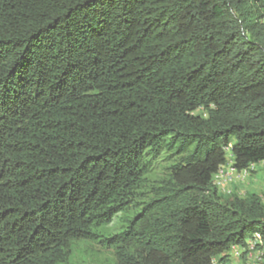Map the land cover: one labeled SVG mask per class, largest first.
Instances as JSON below:
<instances>
[{"label": "trees", "instance_id": "obj_1", "mask_svg": "<svg viewBox=\"0 0 264 264\" xmlns=\"http://www.w3.org/2000/svg\"><path fill=\"white\" fill-rule=\"evenodd\" d=\"M261 9L0 0V264H65L172 150L169 177L104 239L115 264H227L255 234L264 264L263 200L222 199L213 185L229 145L236 171L264 167Z\"/></svg>", "mask_w": 264, "mask_h": 264}, {"label": "rangeland", "instance_id": "obj_2", "mask_svg": "<svg viewBox=\"0 0 264 264\" xmlns=\"http://www.w3.org/2000/svg\"><path fill=\"white\" fill-rule=\"evenodd\" d=\"M249 8L250 6H244V10L248 12L252 11L254 14V11ZM256 17H259V22L264 24V9H261L259 14H256ZM194 114L205 117V113L201 110L196 111ZM233 142L234 140L232 143ZM226 158L228 160L230 159V153H226ZM178 159L179 157L175 154L174 150L161 152L158 156L150 159L151 169L147 175L145 190L142 191L141 194L135 196L130 205V209L126 213H119L114 216L109 224L97 228L95 230V234L99 237L95 241L91 242L83 240L73 242L68 255V260L65 264H115V256L112 245H108L104 242V239H108L111 236L121 233L126 228L127 221L132 219L136 213H140L142 211L145 204H147V202L151 199V188H154L160 182L169 177V169L178 161ZM223 188L226 191H219V195L222 199L232 196L244 198L250 194H256L264 202L263 164L251 166L250 171L241 175V178L240 174H238L232 183L225 184ZM240 257L241 258H238L239 260L232 258V260L228 261V263H248L249 258H245L246 255L244 257L240 255ZM260 257H263V255ZM255 260L257 261V258H255Z\"/></svg>", "mask_w": 264, "mask_h": 264}, {"label": "bare ground", "instance_id": "obj_3", "mask_svg": "<svg viewBox=\"0 0 264 264\" xmlns=\"http://www.w3.org/2000/svg\"><path fill=\"white\" fill-rule=\"evenodd\" d=\"M226 153H231L230 145L227 148H225V154ZM251 166H254V164ZM251 166L247 170H243L241 172L236 171V169L234 168V172H233V163L231 161V154H230V159L228 160V163L220 167L217 173L213 177V185L217 188L218 193L224 191L225 190L223 188L224 185L232 183L238 174H240V178H241V175L246 174L248 171H250ZM228 173H230V176H228ZM262 247H263L262 237L259 234H255L252 238L247 239L244 247L241 248H239V246L232 247L228 252V258L230 257V253L233 251V254L236 255L238 258H241L240 255L242 256V254H246L245 258H249L250 260L249 261L247 259L248 260L247 264H262L263 260L262 257H260L263 254ZM255 258H257V261L255 260ZM214 264H218L217 260L214 261Z\"/></svg>", "mask_w": 264, "mask_h": 264}, {"label": "crops", "instance_id": "obj_4", "mask_svg": "<svg viewBox=\"0 0 264 264\" xmlns=\"http://www.w3.org/2000/svg\"><path fill=\"white\" fill-rule=\"evenodd\" d=\"M233 254V251L230 253V257L229 259L232 260V258L236 259V260H239L238 257L236 258V255Z\"/></svg>", "mask_w": 264, "mask_h": 264}, {"label": "built area", "instance_id": "obj_5", "mask_svg": "<svg viewBox=\"0 0 264 264\" xmlns=\"http://www.w3.org/2000/svg\"><path fill=\"white\" fill-rule=\"evenodd\" d=\"M233 172H234V166H233ZM228 176H230V173H228ZM239 248H241V247L239 246ZM225 256L227 257L228 253H226Z\"/></svg>", "mask_w": 264, "mask_h": 264}]
</instances>
